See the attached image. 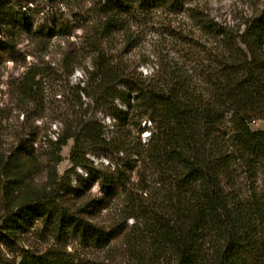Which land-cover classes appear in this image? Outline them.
Here are the masks:
<instances>
[{"label": "trees", "instance_id": "1", "mask_svg": "<svg viewBox=\"0 0 264 264\" xmlns=\"http://www.w3.org/2000/svg\"><path fill=\"white\" fill-rule=\"evenodd\" d=\"M180 3L106 0V20L99 32L122 29L137 11L178 8ZM26 18L10 5L2 11L0 26L10 42L25 29ZM200 27L221 44L210 55L212 65L202 73V87L193 72L167 61L160 64V74L143 77L142 82L131 78L126 88H117L124 71L96 49L92 68L85 69L86 81L79 88L87 94L89 81L98 84L96 89L104 93L100 100L110 105L112 129L117 133L105 139L102 125L92 121L85 122L79 134L66 133L54 142L61 147L72 137L74 150L79 137L112 145L142 160L155 176L141 181L140 190L147 194L134 200L128 215L134 222L124 237L129 254L140 264H264V188L255 185L264 163V129L250 127L252 121L264 122V8L236 34L207 21H201ZM130 35L126 44L134 46L136 37ZM5 45L0 41V49ZM39 74L36 66L24 72L16 87L21 101L38 99ZM116 100L124 109L114 104ZM227 116L230 127L224 131L221 124ZM145 119L150 125L145 121L140 133L150 129V136L142 142L140 135L131 136L130 127ZM32 160L29 155H0V177L16 180L13 188H19L17 181L32 171ZM240 173H246L245 178ZM124 174L119 173L121 184ZM99 182L108 190L114 177L103 175ZM23 194L0 223V246H9L35 221L56 238L70 233L84 246L103 248L109 243L104 227L67 212L56 198ZM19 264L75 262L70 254L50 250L46 255L27 253Z\"/></svg>", "mask_w": 264, "mask_h": 264}, {"label": "rangeland", "instance_id": "2", "mask_svg": "<svg viewBox=\"0 0 264 264\" xmlns=\"http://www.w3.org/2000/svg\"><path fill=\"white\" fill-rule=\"evenodd\" d=\"M105 3L106 0H0V16L10 5L28 17L25 29L12 42L0 26V41L7 43V48L0 49V155L33 158L32 171L17 181L22 190L13 188L16 180L0 177V223L24 192L56 198L67 212L109 232V243L96 248L84 246L70 233L63 239L56 238L35 221L9 246H0V264H19L27 253L46 255L50 250L70 254L75 264H140L129 254L124 237L134 222L128 217L134 200L147 194L140 190L141 181L155 176L142 160L126 150L116 151L112 145L94 144L79 137L74 150L72 137L61 147L54 142L66 133L79 134L85 122L100 123L105 139L117 133L112 129L110 105L100 100L104 93L96 89L98 84L89 81L87 94L79 88L86 81L85 69L92 68L97 53L94 50L100 49L98 52L124 71L117 88H126L131 78L142 82L143 77L160 74V64L167 61L193 72L202 87V73L212 65L210 55L221 44L203 31L201 21L236 34L264 8V0H181L178 8L156 6L137 11L122 29L103 34L99 26L106 20ZM130 33L136 37L134 46L126 44ZM30 66L37 67L40 74L36 79L41 83L38 99L28 103L17 97L16 87ZM114 104L124 109L118 100ZM145 121L148 127L147 119L130 127L131 136L140 135L142 142L150 136V129L140 133ZM229 127L227 116L221 129L228 131ZM250 127L262 130L264 122L252 121ZM261 167L255 185L264 188V163ZM122 172L123 184L119 181ZM240 174L245 178L246 173ZM103 175L114 177L108 190L100 185Z\"/></svg>", "mask_w": 264, "mask_h": 264}]
</instances>
